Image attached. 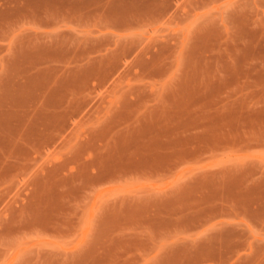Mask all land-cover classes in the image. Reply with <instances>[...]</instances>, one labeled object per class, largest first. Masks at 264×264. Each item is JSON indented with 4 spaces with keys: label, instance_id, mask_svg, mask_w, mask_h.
<instances>
[{
    "label": "rangeland",
    "instance_id": "374dc122",
    "mask_svg": "<svg viewBox=\"0 0 264 264\" xmlns=\"http://www.w3.org/2000/svg\"><path fill=\"white\" fill-rule=\"evenodd\" d=\"M26 21L0 31L28 104L2 115L0 264H232L264 239V0H29Z\"/></svg>",
    "mask_w": 264,
    "mask_h": 264
},
{
    "label": "crops",
    "instance_id": "0c3cea01",
    "mask_svg": "<svg viewBox=\"0 0 264 264\" xmlns=\"http://www.w3.org/2000/svg\"><path fill=\"white\" fill-rule=\"evenodd\" d=\"M29 0H0V31L13 30V29H22L27 27V14H28ZM25 19V20H23ZM4 43L5 45H10V39L6 37H0V44ZM27 43L26 39H14L13 44L15 45H25ZM121 59V54L117 50V60ZM5 70L0 72V155H5V149L3 143L6 140H11L12 137L9 135V132L5 129L7 121L2 117L6 110L15 109L19 114L26 115L28 109L27 104V95L26 92L23 93L22 101V92L20 87L22 86L21 80L17 79L15 85L19 87L16 91L18 101H15L12 105L11 102H8V93L3 87V78L5 76ZM26 119V118H25ZM24 123L27 124V121H20L15 124L16 126L21 127ZM20 129V128H19ZM21 130V129H20ZM17 142H25L27 138L23 137L22 132L15 136ZM251 219L253 226L260 227L261 230H264V216H261V220L254 221ZM264 237V236H262ZM264 247V239H259V237L247 236L245 235L244 239H238L234 243V247L231 250L233 255L232 264H257V259L261 256L262 253L259 252L258 248ZM242 250H245V255L241 256ZM261 257H264L262 255Z\"/></svg>",
    "mask_w": 264,
    "mask_h": 264
}]
</instances>
